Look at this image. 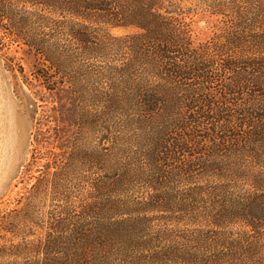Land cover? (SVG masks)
Instances as JSON below:
<instances>
[{
	"label": "trees",
	"instance_id": "1",
	"mask_svg": "<svg viewBox=\"0 0 264 264\" xmlns=\"http://www.w3.org/2000/svg\"><path fill=\"white\" fill-rule=\"evenodd\" d=\"M0 36L74 147L0 215V264H264V0H0Z\"/></svg>",
	"mask_w": 264,
	"mask_h": 264
},
{
	"label": "rangeland",
	"instance_id": "2",
	"mask_svg": "<svg viewBox=\"0 0 264 264\" xmlns=\"http://www.w3.org/2000/svg\"><path fill=\"white\" fill-rule=\"evenodd\" d=\"M195 4L184 2L180 13L192 35L203 40L212 33L216 16ZM35 63L25 46L0 36V215L21 209L33 184L74 160V147L62 140L69 129L55 121L63 106L35 78Z\"/></svg>",
	"mask_w": 264,
	"mask_h": 264
}]
</instances>
